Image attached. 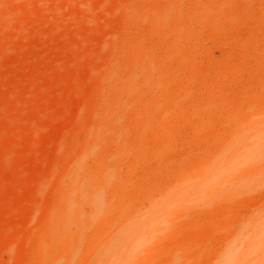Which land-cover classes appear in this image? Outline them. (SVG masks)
Masks as SVG:
<instances>
[{
  "label": "rangeland",
  "instance_id": "1",
  "mask_svg": "<svg viewBox=\"0 0 264 264\" xmlns=\"http://www.w3.org/2000/svg\"><path fill=\"white\" fill-rule=\"evenodd\" d=\"M0 264H264V0H0Z\"/></svg>",
  "mask_w": 264,
  "mask_h": 264
}]
</instances>
